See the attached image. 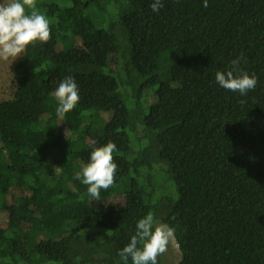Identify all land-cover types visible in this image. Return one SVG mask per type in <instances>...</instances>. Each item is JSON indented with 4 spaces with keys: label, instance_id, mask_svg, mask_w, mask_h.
<instances>
[{
    "label": "trees",
    "instance_id": "trees-1",
    "mask_svg": "<svg viewBox=\"0 0 264 264\" xmlns=\"http://www.w3.org/2000/svg\"><path fill=\"white\" fill-rule=\"evenodd\" d=\"M153 2L36 0L50 39L27 46L0 102V264H123L149 212L174 228L179 264H264V0ZM237 57L258 79L243 96L215 81ZM109 141L114 183L93 200L74 177Z\"/></svg>",
    "mask_w": 264,
    "mask_h": 264
},
{
    "label": "clouds",
    "instance_id": "clouds-1",
    "mask_svg": "<svg viewBox=\"0 0 264 264\" xmlns=\"http://www.w3.org/2000/svg\"><path fill=\"white\" fill-rule=\"evenodd\" d=\"M208 6V0H203ZM152 11L159 12L162 0H154L150 5ZM30 10V11H28ZM50 39V21L36 8V0H0V60H15L22 56L27 46L34 41L47 42ZM241 57L231 61V69L215 74L216 83L223 89L239 92L241 96L254 90L258 79L240 68ZM58 101L57 116L63 118L74 109L79 101L78 85L71 75L65 76L55 89ZM116 144L96 147L90 153V161L83 165L82 171L75 174V179L88 186L87 192L93 200H101V189L107 190L114 183L117 165L113 161ZM174 228L156 220L149 212L136 224L135 234L130 242L118 251L123 264H157L158 255L167 250L174 235ZM119 264V262H118Z\"/></svg>",
    "mask_w": 264,
    "mask_h": 264
},
{
    "label": "rangeland",
    "instance_id": "rangeland-1",
    "mask_svg": "<svg viewBox=\"0 0 264 264\" xmlns=\"http://www.w3.org/2000/svg\"><path fill=\"white\" fill-rule=\"evenodd\" d=\"M26 53L27 49L22 54V56L17 57L13 61L11 58L7 61L0 60V102L4 100H10L14 97V94L16 93L18 88L15 78V66L18 63L19 59L25 56ZM74 119L75 118H73L72 120L74 121ZM57 121L63 130L67 129L68 125L62 120V118H58ZM44 147H47V145L44 144ZM164 182L165 180L161 182V185L163 187H165ZM160 256L161 258H163L164 264H179L182 259V253L179 249V245L174 235L167 246V250Z\"/></svg>",
    "mask_w": 264,
    "mask_h": 264
}]
</instances>
